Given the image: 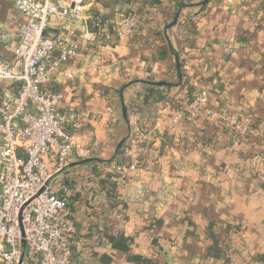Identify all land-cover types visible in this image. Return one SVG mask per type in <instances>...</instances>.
<instances>
[{"label": "crops", "instance_id": "obj_1", "mask_svg": "<svg viewBox=\"0 0 264 264\" xmlns=\"http://www.w3.org/2000/svg\"><path fill=\"white\" fill-rule=\"evenodd\" d=\"M86 12L80 56L64 66L73 78L56 85L80 124L68 131L93 150L53 181L75 228L72 264H225L228 244L233 264H264V0H87ZM25 22L15 0H0L3 61ZM66 34L56 20L48 29ZM206 87L207 111L189 121ZM215 112L234 113L247 134Z\"/></svg>", "mask_w": 264, "mask_h": 264}, {"label": "built area", "instance_id": "obj_2", "mask_svg": "<svg viewBox=\"0 0 264 264\" xmlns=\"http://www.w3.org/2000/svg\"><path fill=\"white\" fill-rule=\"evenodd\" d=\"M86 7L87 0H15L16 11L26 22L19 28L17 47L8 49L11 61L0 59V264H20L23 240L22 264L73 262L75 228L67 218L69 203L58 196L55 180L47 183L72 163L93 156L92 148L77 142L68 131L80 129V124L72 121V111H62L64 95L56 87L73 78L64 66L80 56L73 35L77 24L87 23ZM55 20L64 26L66 35H48ZM133 32L130 20L119 23V36L129 37ZM0 37L4 39L1 31ZM92 37L86 33V39ZM210 91L204 88L188 103L185 116L189 121H197L207 111ZM211 115L230 132L247 134L234 113ZM135 170V165L116 166L122 176ZM154 252L162 255L159 247ZM232 255L228 244L225 264H233Z\"/></svg>", "mask_w": 264, "mask_h": 264}, {"label": "water", "instance_id": "obj_3", "mask_svg": "<svg viewBox=\"0 0 264 264\" xmlns=\"http://www.w3.org/2000/svg\"><path fill=\"white\" fill-rule=\"evenodd\" d=\"M208 1V0H207ZM177 20H178V17H176L175 19V24L177 23ZM177 69H178V76L179 78H181V66H180V61L178 60L177 62ZM159 86H166L167 84L164 83V82H161V83H158ZM123 115L124 117L127 119V109L126 107H124L123 109ZM124 143H122L118 150L123 146ZM93 162V159H88V160H84V161H80V162H75V163H72L70 166H68L62 173H64L65 171H67L68 169L72 168V167H75V166H79V165H84V164H88V163H91ZM62 173H59L57 174L56 176L53 177V179H51L47 185H49L53 180H55L59 175H61ZM43 192V190L41 191ZM40 192V193H41ZM39 193V194H40ZM28 204H26L25 206H27ZM20 223H21V220H20ZM21 232H22V237H24V234H23V228H22V224H21ZM25 253H26V243H25V240L22 241V256H21V261H20V264L23 263L24 261V258H25Z\"/></svg>", "mask_w": 264, "mask_h": 264}, {"label": "trees", "instance_id": "obj_4", "mask_svg": "<svg viewBox=\"0 0 264 264\" xmlns=\"http://www.w3.org/2000/svg\"><path fill=\"white\" fill-rule=\"evenodd\" d=\"M181 6L184 7V5ZM155 88H156L155 86L148 88V95L146 96V102H148L153 97V94L155 93ZM160 99L161 97H159V100Z\"/></svg>", "mask_w": 264, "mask_h": 264}]
</instances>
